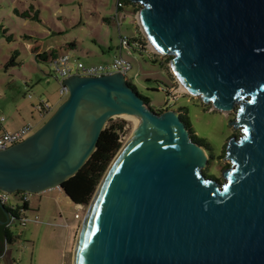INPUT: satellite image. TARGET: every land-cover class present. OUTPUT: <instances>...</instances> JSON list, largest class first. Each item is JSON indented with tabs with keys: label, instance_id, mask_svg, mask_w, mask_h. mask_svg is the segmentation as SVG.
I'll return each mask as SVG.
<instances>
[{
	"label": "water",
	"instance_id": "obj_1",
	"mask_svg": "<svg viewBox=\"0 0 264 264\" xmlns=\"http://www.w3.org/2000/svg\"><path fill=\"white\" fill-rule=\"evenodd\" d=\"M127 1L140 6L151 49L171 57L180 89L241 130L226 145V183L201 174L209 158L179 112L153 111L114 73L63 81L67 98L54 114L0 151V191L61 190L106 122L125 115L137 127L95 190L71 264H264V0Z\"/></svg>",
	"mask_w": 264,
	"mask_h": 264
},
{
	"label": "rangeland",
	"instance_id": "obj_2",
	"mask_svg": "<svg viewBox=\"0 0 264 264\" xmlns=\"http://www.w3.org/2000/svg\"><path fill=\"white\" fill-rule=\"evenodd\" d=\"M116 5L117 0H0V117L5 120L1 121L4 131H15L21 124L30 126L32 131L23 140L27 139L67 98L59 93V81L50 72L49 61L38 60V54L57 49L58 53L69 55L70 62L79 60L85 66L108 64L121 56L131 64L128 81L141 97L149 100L153 111L167 106L166 110L181 115L184 112L179 111L180 107L187 109L192 132L205 140L210 152L211 159L201 174L225 184L222 173L232 168L231 162L224 159L226 145L230 138L241 137V130L227 125L225 115L215 111L210 102L179 90L180 84L169 71L170 56L157 55L147 41L144 53L132 48L120 50V37L132 38L140 29L138 11L133 13L129 4L119 11L118 23L104 22L103 19L116 16ZM16 12H27L29 18ZM70 44L73 47H67ZM169 89L171 94L167 95ZM39 100L51 107L45 116L34 108ZM235 117V111L228 113L227 122ZM117 122H124L120 138L123 145L133 125L124 118L113 117L105 127ZM7 197L8 207L20 206V195ZM27 198L29 208L20 213L26 219L21 221L24 226L20 221L10 225L14 239L7 244L0 264H71L77 233L89 205L76 210L58 188L27 193ZM75 214L82 219H75Z\"/></svg>",
	"mask_w": 264,
	"mask_h": 264
},
{
	"label": "trees",
	"instance_id": "obj_3",
	"mask_svg": "<svg viewBox=\"0 0 264 264\" xmlns=\"http://www.w3.org/2000/svg\"><path fill=\"white\" fill-rule=\"evenodd\" d=\"M119 3L122 4V7H119L118 11H123L126 4H129L131 6L130 10L133 9V13H136L138 11L137 7L140 9L139 6H136L127 0H119ZM16 13L17 15L22 16L24 18H29V15H27L28 14L27 12H23L22 14L18 12ZM32 18H37V17L35 16ZM103 20L104 22H110V21L112 22L111 19L109 20L103 19ZM120 38H123V37H120ZM145 44H146V40L140 31H137L136 36L132 38H127V47L132 48L133 51H137L139 53L146 52ZM67 47H73V44H70ZM59 54L60 53H58L57 49H52L48 52L38 54L37 59L40 61L48 62L50 59L56 57ZM12 60H13V57L11 58L10 62ZM151 62L154 64L157 63L154 60ZM11 65H14V63L12 62ZM133 90H135V88H133ZM170 94L171 92L169 89L167 95H170ZM142 99L145 102V104L149 105L148 99L143 98V97ZM166 107H164L163 110H166L165 109ZM179 111L184 112L180 115V119L184 123L186 129L188 130L190 139L194 143L200 145L208 153V158L211 159L210 154H209L210 152H209V149H208V146L205 140L198 139L192 132L190 123L187 119V109L180 107ZM123 131H124V122H117V123H113V124L106 126L99 136L95 151L93 152L91 157L88 159V161L85 163V165L73 177L69 178L68 180L64 181L61 184V190L70 199L73 205L75 206L77 205L88 206L89 205L95 193V190L102 176L104 175L107 167L109 166L113 157L116 155V153L119 151V149L122 146L120 138H121V134L123 133ZM203 177L205 179H211V177L205 173H203ZM15 208L16 210L13 211L12 217L14 219H19L20 217L19 211L21 209L27 210L28 205L24 204L22 206H16ZM4 237H5L4 238L5 242L8 244L13 241L12 239L13 237L9 231H7V233L4 234Z\"/></svg>",
	"mask_w": 264,
	"mask_h": 264
},
{
	"label": "built area",
	"instance_id": "obj_4",
	"mask_svg": "<svg viewBox=\"0 0 264 264\" xmlns=\"http://www.w3.org/2000/svg\"><path fill=\"white\" fill-rule=\"evenodd\" d=\"M122 7V4L117 0V14L111 20L118 23L119 11L118 8ZM128 49L127 47V38H120V50ZM71 58L69 55L61 53L56 57L52 58L48 62V67H50V72L53 76L59 81V93L61 96L67 95V88L62 85L63 81L71 76H79V77H101L106 75H111L114 73H119L125 77H127L128 72L131 70V64L128 60L122 58L121 56L114 58L111 62L104 65L97 66H85L81 61L75 60L70 62ZM30 98V95H28ZM34 108L38 111L40 116H45L51 111V107L49 104L43 102L42 100L38 101V104L34 106ZM3 119H0V122ZM32 131L30 126H25L20 130L14 133H6L2 132L0 134V151H4L7 148L21 142L25 136H27ZM8 201L7 194L0 192V204H6ZM21 204H27L28 198L26 193L20 194ZM85 206H76V210H84ZM80 216L75 214V219H79ZM82 218V217H81ZM25 221L26 219H21V221ZM13 222V220H12ZM21 225L24 226V222H21Z\"/></svg>",
	"mask_w": 264,
	"mask_h": 264
},
{
	"label": "flooded vegetation",
	"instance_id": "obj_5",
	"mask_svg": "<svg viewBox=\"0 0 264 264\" xmlns=\"http://www.w3.org/2000/svg\"><path fill=\"white\" fill-rule=\"evenodd\" d=\"M164 110H160V111H157L158 113H161L163 112ZM15 195V194H14ZM4 210L2 211L1 208H0V258L4 257V243H5V237H4V234L7 233V231H9V229L7 228V225L9 224L10 222V219L13 215V211L16 210L15 207H12L13 209H11L10 207L8 206H4ZM20 212V211H19Z\"/></svg>",
	"mask_w": 264,
	"mask_h": 264
},
{
	"label": "clouds",
	"instance_id": "obj_6",
	"mask_svg": "<svg viewBox=\"0 0 264 264\" xmlns=\"http://www.w3.org/2000/svg\"><path fill=\"white\" fill-rule=\"evenodd\" d=\"M1 192V191H0ZM4 193V192H3ZM22 193H24V192H17V193H15V195H20V194H22ZM6 194V193H5ZM27 194V193H26ZM8 202V201H7ZM0 205H6L7 206V203L6 204H0ZM27 205H28V203H27ZM20 206H22V204H20ZM75 206V205H74ZM77 206H81V205H77ZM16 207V206H15ZM76 207V206H75ZM86 207V206H85ZM12 208V207H11ZM28 208H29V205H28ZM28 210V209H27ZM27 210H23V209H21L20 210V213L21 212H23V211H27ZM13 216V215H12ZM21 219H24L23 217H19V219H14L13 217H11V219H10V222H9V224L7 225V228L9 229V227H10V225L12 224V223H14L15 221H20ZM79 219H82V218H79ZM12 220H13V222H12ZM12 239H14V238H12ZM7 244L8 243H4V254L7 252Z\"/></svg>",
	"mask_w": 264,
	"mask_h": 264
},
{
	"label": "bare ground",
	"instance_id": "obj_7",
	"mask_svg": "<svg viewBox=\"0 0 264 264\" xmlns=\"http://www.w3.org/2000/svg\"><path fill=\"white\" fill-rule=\"evenodd\" d=\"M150 46V45H149ZM151 48V47H150ZM180 84V83H179ZM180 86V85H179ZM181 92H184L183 90H181V89H179ZM185 93V92H184ZM119 118H124V119H126V120H128L130 123H132V130H131V133L133 132V130L137 127V124H138V120L137 119H134V118H131V117H128V116H125V115H121V116H118ZM130 133V134H131ZM130 137V136H129ZM128 139V138H127ZM126 139V140H127ZM126 140H125V142H126ZM125 142L123 143V145L125 144ZM123 145L121 146V148L123 147ZM202 150V149H201ZM119 152V151H118ZM203 153H204V151H202ZM117 155V154H116ZM115 155V156H116ZM204 155H206L207 156V154L206 153H204ZM115 158V157H114ZM104 176V175H103ZM103 178V177H102ZM102 180V179H101ZM101 182V181H100ZM99 182V183H100ZM98 186H99V184H98ZM98 186H97V188H98ZM97 190V189H96Z\"/></svg>",
	"mask_w": 264,
	"mask_h": 264
},
{
	"label": "crops",
	"instance_id": "obj_8",
	"mask_svg": "<svg viewBox=\"0 0 264 264\" xmlns=\"http://www.w3.org/2000/svg\"><path fill=\"white\" fill-rule=\"evenodd\" d=\"M0 119H3V117H0ZM5 120H3L2 122H4ZM2 122H0V131H3V132H5L4 131V129H3V126L1 125V123ZM20 124V123H19ZM25 126H27V125H18V126H16L15 128H18L17 130H20L21 128H23V127H25ZM16 129H15V131H12V132H10V133H14V132H16L17 131ZM7 133V132H6Z\"/></svg>",
	"mask_w": 264,
	"mask_h": 264
}]
</instances>
